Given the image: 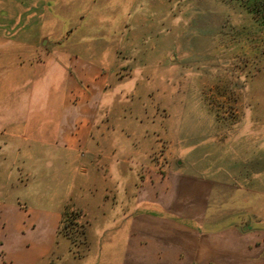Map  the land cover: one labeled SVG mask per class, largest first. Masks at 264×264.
Wrapping results in <instances>:
<instances>
[{
  "label": "crops",
  "instance_id": "crops-1",
  "mask_svg": "<svg viewBox=\"0 0 264 264\" xmlns=\"http://www.w3.org/2000/svg\"><path fill=\"white\" fill-rule=\"evenodd\" d=\"M146 1L171 22L168 0H0V264H264V229L226 214L221 182L137 177L109 82Z\"/></svg>",
  "mask_w": 264,
  "mask_h": 264
},
{
  "label": "rangeland",
  "instance_id": "rangeland-1",
  "mask_svg": "<svg viewBox=\"0 0 264 264\" xmlns=\"http://www.w3.org/2000/svg\"><path fill=\"white\" fill-rule=\"evenodd\" d=\"M139 10L147 34L116 52L109 82L111 117L139 139L137 177L181 168L213 178L226 214L264 229V0H168L164 24L147 1ZM77 215L64 224L81 244Z\"/></svg>",
  "mask_w": 264,
  "mask_h": 264
},
{
  "label": "trees",
  "instance_id": "trees-1",
  "mask_svg": "<svg viewBox=\"0 0 264 264\" xmlns=\"http://www.w3.org/2000/svg\"><path fill=\"white\" fill-rule=\"evenodd\" d=\"M69 225V224H68ZM67 224H64V225H62V230L64 231V233H68V231H70V228H69V226H68Z\"/></svg>",
  "mask_w": 264,
  "mask_h": 264
}]
</instances>
